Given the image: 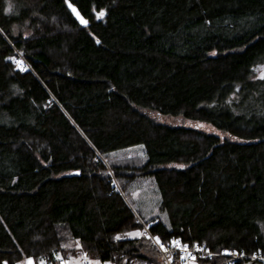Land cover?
I'll list each match as a JSON object with an SVG mask.
<instances>
[{
	"label": "trees",
	"instance_id": "1",
	"mask_svg": "<svg viewBox=\"0 0 264 264\" xmlns=\"http://www.w3.org/2000/svg\"><path fill=\"white\" fill-rule=\"evenodd\" d=\"M69 1L87 26L0 0V264H161L156 237L264 250V0ZM145 176L166 221L127 198Z\"/></svg>",
	"mask_w": 264,
	"mask_h": 264
},
{
	"label": "rangeland",
	"instance_id": "2",
	"mask_svg": "<svg viewBox=\"0 0 264 264\" xmlns=\"http://www.w3.org/2000/svg\"><path fill=\"white\" fill-rule=\"evenodd\" d=\"M18 55H21L18 52ZM22 56V55H21ZM166 121L170 122H180V118L166 116L163 118ZM208 129V126L204 123H199V126ZM142 151L140 147H130L124 150L117 151L115 156L122 161L132 160L136 162L138 159L142 158ZM127 198L131 203L135 212L139 215L141 219H147L153 216L160 217L166 221V213L160 208V192L155 185L152 177L145 176L137 179L131 190L127 192ZM140 232V229L132 230L127 233ZM78 247V246H77ZM31 260L34 264L31 257H25L23 260L19 261L17 264H27ZM63 264H105L100 262L95 257L82 252L77 248L76 254H70L67 258L64 259Z\"/></svg>",
	"mask_w": 264,
	"mask_h": 264
},
{
	"label": "built area",
	"instance_id": "3",
	"mask_svg": "<svg viewBox=\"0 0 264 264\" xmlns=\"http://www.w3.org/2000/svg\"><path fill=\"white\" fill-rule=\"evenodd\" d=\"M17 61L20 62V66L17 65ZM14 68L25 71L28 65L21 55H18L13 60ZM156 249L160 254L161 264H236L237 262L244 263L246 261H254L260 264H264V250L255 249L252 251H246L244 249L237 248H218L212 249L205 242H194L188 245L187 249L183 248L185 244L180 238H176L172 241H179V247H173L172 241L165 243L161 242L166 251L160 247L152 238ZM177 254V258L174 257ZM63 262H61L62 264ZM154 264V263H150Z\"/></svg>",
	"mask_w": 264,
	"mask_h": 264
},
{
	"label": "snow or ice",
	"instance_id": "4",
	"mask_svg": "<svg viewBox=\"0 0 264 264\" xmlns=\"http://www.w3.org/2000/svg\"><path fill=\"white\" fill-rule=\"evenodd\" d=\"M7 11H11V6L9 7V9H7ZM73 11L75 12L76 10L73 9ZM103 15H104V13H103V11H101V12H99V13L97 14V18L99 19V18H101ZM77 16L79 17V13H77ZM80 23H81V24H87V21L84 20L83 18H80ZM17 65L20 66V62H19V61H17ZM21 70H24V69L21 68ZM260 78H261V79H264V72H262ZM201 127H202V125H201ZM181 167H182V166H181ZM125 235H128V236H142V235H144V233H141V232H134V233H126ZM116 238H117V239H121L122 237H119V236H118V237H116ZM153 239L155 240V242H156L157 244H160V247H161L162 249H164L165 251L167 250V249L164 247V245L160 243V240H159L158 237L153 238ZM171 243H172L173 247H179V246H180V242H179V241H172ZM183 248H184V249H187V248H188V245H183ZM57 258L59 259V257H57ZM27 264H32V261L29 260V261L27 262ZM41 264H43V262H41Z\"/></svg>",
	"mask_w": 264,
	"mask_h": 264
},
{
	"label": "water",
	"instance_id": "5",
	"mask_svg": "<svg viewBox=\"0 0 264 264\" xmlns=\"http://www.w3.org/2000/svg\"><path fill=\"white\" fill-rule=\"evenodd\" d=\"M65 5H66L68 11L70 12V14L72 15L73 19L77 22L78 25L84 27V26H87V25L89 24L88 19H87L86 17H84V16L79 12V10L77 9V7H76L73 3H71L69 0H65ZM73 9H75L76 11L74 12ZM99 12H101V11H97V12L95 13V18H96V20H101V19L103 18V16H104V15H103L101 18L98 19V18H97V14H98ZM77 13H79V17L77 16ZM103 13H104V12H103ZM80 18H83L84 20H86V21H87V24H81V23H80ZM96 42H98V40H96ZM242 264H260V263H257V262H254V261H246V262H244V263H242Z\"/></svg>",
	"mask_w": 264,
	"mask_h": 264
}]
</instances>
